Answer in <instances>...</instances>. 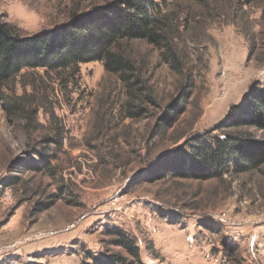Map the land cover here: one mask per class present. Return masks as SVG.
<instances>
[{"label": "rangeland", "instance_id": "rangeland-1", "mask_svg": "<svg viewBox=\"0 0 264 264\" xmlns=\"http://www.w3.org/2000/svg\"><path fill=\"white\" fill-rule=\"evenodd\" d=\"M112 1L0 0V18L27 36ZM153 1L176 14L175 68L133 40L130 88L100 62L23 69L0 88V264L129 259L112 228L143 264H264V164L202 180L155 171L191 139L240 132L231 108L264 89V0Z\"/></svg>", "mask_w": 264, "mask_h": 264}, {"label": "trees", "instance_id": "trees-1", "mask_svg": "<svg viewBox=\"0 0 264 264\" xmlns=\"http://www.w3.org/2000/svg\"><path fill=\"white\" fill-rule=\"evenodd\" d=\"M164 4L153 0H114L74 15L54 30L27 36L19 35L0 18V88L23 69L61 71L91 62H100L107 73L130 88L137 79L138 67L122 43L133 40L163 49L175 68L178 58L171 19L175 21L176 14L165 10ZM189 95L182 96L188 99ZM172 109L179 112L175 105ZM230 123L240 132L223 139L204 135L191 139L186 150L179 149L174 156L160 160L155 171L202 180L220 178L230 169L244 173L263 165L264 89L249 91L242 103L232 107ZM249 129L261 133L260 138L255 139ZM109 233L117 237L114 245L122 247L130 258L117 255L101 260L90 256L92 264H143L132 237L118 228Z\"/></svg>", "mask_w": 264, "mask_h": 264}, {"label": "built area", "instance_id": "built-area-1", "mask_svg": "<svg viewBox=\"0 0 264 264\" xmlns=\"http://www.w3.org/2000/svg\"><path fill=\"white\" fill-rule=\"evenodd\" d=\"M5 264H19V263L17 261H15V260H9Z\"/></svg>", "mask_w": 264, "mask_h": 264}]
</instances>
